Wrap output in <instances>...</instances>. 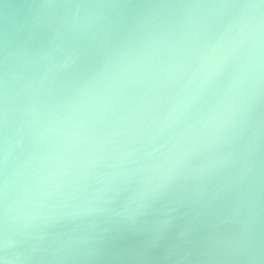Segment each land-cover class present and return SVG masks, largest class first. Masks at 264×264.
Listing matches in <instances>:
<instances>
[{
  "label": "water",
  "instance_id": "water-1",
  "mask_svg": "<svg viewBox=\"0 0 264 264\" xmlns=\"http://www.w3.org/2000/svg\"><path fill=\"white\" fill-rule=\"evenodd\" d=\"M0 259L264 264V0H0Z\"/></svg>",
  "mask_w": 264,
  "mask_h": 264
},
{
  "label": "clouds",
  "instance_id": "clouds-1",
  "mask_svg": "<svg viewBox=\"0 0 264 264\" xmlns=\"http://www.w3.org/2000/svg\"><path fill=\"white\" fill-rule=\"evenodd\" d=\"M0 264H7V262L2 260V259H0Z\"/></svg>",
  "mask_w": 264,
  "mask_h": 264
}]
</instances>
